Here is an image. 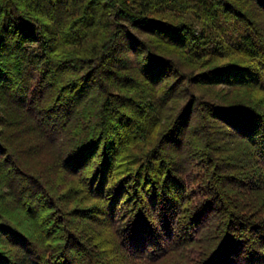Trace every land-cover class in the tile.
Returning <instances> with one entry per match:
<instances>
[{"label": "trees", "instance_id": "1", "mask_svg": "<svg viewBox=\"0 0 264 264\" xmlns=\"http://www.w3.org/2000/svg\"><path fill=\"white\" fill-rule=\"evenodd\" d=\"M0 264H264V0H0Z\"/></svg>", "mask_w": 264, "mask_h": 264}, {"label": "rangeland", "instance_id": "2", "mask_svg": "<svg viewBox=\"0 0 264 264\" xmlns=\"http://www.w3.org/2000/svg\"><path fill=\"white\" fill-rule=\"evenodd\" d=\"M189 20H192L194 23V26L196 27L197 30H201V24L197 20L191 19L190 16H188ZM129 56H132L129 53ZM38 75L35 73L34 75V81H33V87L37 81ZM221 88V87H220ZM226 89V88H225ZM204 174L203 172L198 170V166L194 167L189 174H187L186 178V185L188 186L191 195L194 197L195 201H199L201 197L203 196V190L205 188V183H204Z\"/></svg>", "mask_w": 264, "mask_h": 264}]
</instances>
